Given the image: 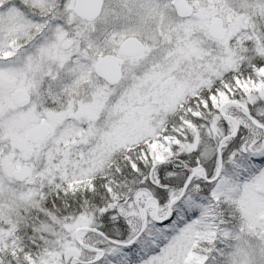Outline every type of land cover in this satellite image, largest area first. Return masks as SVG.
<instances>
[{
  "label": "snow or ice",
  "instance_id": "snow-or-ice-1",
  "mask_svg": "<svg viewBox=\"0 0 264 264\" xmlns=\"http://www.w3.org/2000/svg\"><path fill=\"white\" fill-rule=\"evenodd\" d=\"M0 264H264V0H0Z\"/></svg>",
  "mask_w": 264,
  "mask_h": 264
}]
</instances>
